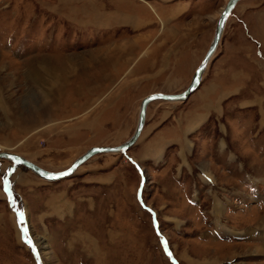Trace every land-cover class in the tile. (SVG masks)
<instances>
[{"label": "rangeland", "instance_id": "1", "mask_svg": "<svg viewBox=\"0 0 264 264\" xmlns=\"http://www.w3.org/2000/svg\"><path fill=\"white\" fill-rule=\"evenodd\" d=\"M227 2L0 0V152L57 173L95 146L124 144L144 96L191 82ZM129 16L127 36L146 43L123 69L94 50L124 38L125 24H104ZM173 50L184 77L136 71ZM205 69L217 109L186 136L197 90L150 103L132 147L63 180L2 159L0 264H264V0L237 3Z\"/></svg>", "mask_w": 264, "mask_h": 264}, {"label": "crops", "instance_id": "2", "mask_svg": "<svg viewBox=\"0 0 264 264\" xmlns=\"http://www.w3.org/2000/svg\"><path fill=\"white\" fill-rule=\"evenodd\" d=\"M115 14H118V12H115ZM99 16H103V15L97 14V17H99ZM116 16L119 17V15H116ZM119 22L121 24H125L126 27H127V32L125 34V37L124 38H121V39H117V40H115L112 43L109 42V44L107 43L108 45H105L102 48L98 49L97 51L96 50H94V51L97 52V54L99 55V57H101L100 59H102L103 61L106 60L107 63H110V59H111V61L113 63H115V61H120L121 62L120 63V66H122L123 69H124L125 67H127L131 63L132 60H134L136 58L137 53H139V51L143 47H145V43L146 42L138 43V42H136L138 40V39H136V37L135 38H131V37L127 36L128 35L127 34L128 32L131 33V31H133V30L136 29V25H135V22L136 21H135V19L132 16L123 17V20H121V21L119 20L117 23H114V24H111V23L108 22V23H106L104 25L105 26L108 25L111 28V27L117 26V24H119ZM146 24H148V23L145 22V20H144V23H143V25L141 27L146 28V26H144ZM104 25L101 24V25H99V27H104ZM142 35H144V33H142ZM142 35H141V37H144ZM133 40H135V41H133ZM153 43H155L154 44L155 47H156V43H159L158 45L161 46V47H163L164 46V39L163 40L162 39H156V40L153 41ZM178 46L179 45H177V47ZM94 51L93 50L92 51H87V53L88 54L89 53H95ZM111 51H112V55L110 56V54H108V53H110ZM147 53L148 52H146L145 55ZM215 53H216V51H215ZM174 54H175V58L171 62L170 61L171 56L174 55ZM181 58H182V55H179V52L178 51L177 52L174 51V50L171 51V52L169 51V54L168 55H164L161 51H157V52L153 53L152 56L150 55L149 60H148L149 61V66L148 67L147 66H145V67H142V66L140 67L139 66V68L136 71H138V72H144L142 68H146L147 70L153 71L151 73V76L150 77L157 78V77H163L164 76V79H167V80H169L170 78L175 79V77H184V75L187 74L188 71H187V73H185L184 70L181 71V68L183 67ZM198 65L193 70V74L191 76V79H192V77L194 75V72H195L196 68L198 67ZM164 71H166V73H164ZM171 71H173V74H171ZM203 72H205V71H203ZM223 74H225V71L220 72L217 76H222ZM189 83H188V85H189ZM188 85L180 93H182L188 87ZM206 85L207 86L205 88L204 87L205 86L204 80L201 79V84L196 89L198 91V93H197V95L194 94V96L197 97V99H194V101H196V100H199L200 101V103L198 104V106H196V104H195L194 110L201 109V112L195 113V115L194 114L191 115V117L187 120V124H186V127L184 128V130L180 129L178 131V133H179L180 136H186L187 134L193 132L194 130L200 129L209 120V118H210V113L209 112L210 111H213L214 112V110L217 109V107H215V106H214V108L212 107L214 105V100H212L210 98V96L215 95V92L216 91H214V90H215V88H217L216 87L217 84L213 82L211 84V86H209L210 84H206ZM167 92L168 91H165L164 94H167ZM155 93H159V92H155ZM180 93H176V94H180ZM77 94H80V92H77ZM149 95L150 94H148L146 96H149ZM146 96H144L143 98H145ZM190 96L187 98L188 100H189ZM221 97H223V96H221ZM221 97L218 100L219 101L218 102L219 104H221L225 100V98H221ZM172 102H175V101H172ZM210 103H211V106H210ZM216 105H217V102H216ZM179 107H181V106H179ZM172 117L174 118V116H172ZM176 124L177 125L181 124L180 126H182L184 123H182V122H176ZM143 133L144 132L141 133L139 139L141 138V136L143 135ZM177 141L181 143V142H184L185 140H184V138H182V140H179L178 139ZM95 147H106V146H95ZM79 158H77V159H79ZM77 159H75L74 162ZM29 160L32 161L31 159H29ZM0 161L2 162V160H0ZM72 164L70 166H68V168L71 167ZM18 181L21 182V183H23L24 182V178L23 177H20V178H18ZM40 181H43V180L41 179ZM44 183L46 184L45 181H44ZM49 183H51V182H49ZM5 194H7V193L5 192ZM1 195H2V193H1ZM3 198L4 199L6 198V200H7L8 199V196H5V197L3 196ZM7 201H9V199Z\"/></svg>", "mask_w": 264, "mask_h": 264}, {"label": "water", "instance_id": "3", "mask_svg": "<svg viewBox=\"0 0 264 264\" xmlns=\"http://www.w3.org/2000/svg\"><path fill=\"white\" fill-rule=\"evenodd\" d=\"M240 0H228L221 16L219 17L217 24H216V29L214 33V37L211 41L210 46L208 47L206 53L204 54L199 66L197 67L195 71V75L193 80L191 81L190 85L186 88L184 92L178 95H169V94H162V93H153L150 94L149 96L143 98L141 100L140 104V109H139V116H138V121L136 128L134 130V133L132 137L125 142L124 144H121L119 146L115 147H94L88 150L84 155H82L79 159H77L71 167L68 169L62 171V172H57V173H52L48 172L39 166L35 165L31 161L18 156L16 154L8 153V152H1L0 153V159H5L13 162L14 164H19L22 166L27 167L29 170H31L33 173H35L37 176L44 178L45 180L49 181H58L61 179H64L66 177L71 176L74 171L81 166L84 162H86L89 158H91L94 155L101 154V153H120L127 151L130 147H132L138 140L145 124V118H146V108L147 106L155 100H164V101H183L186 98H188L198 87L200 83V77L203 74V71L209 62V60L212 58L214 55L216 49L219 46L220 40L222 39V33L224 30L225 26V20L226 18L231 14L234 6L236 3Z\"/></svg>", "mask_w": 264, "mask_h": 264}, {"label": "bare ground", "instance_id": "4", "mask_svg": "<svg viewBox=\"0 0 264 264\" xmlns=\"http://www.w3.org/2000/svg\"><path fill=\"white\" fill-rule=\"evenodd\" d=\"M238 2H239V1H238ZM238 2H237V3H238ZM237 3H236V5H237ZM236 5H235V6H236ZM235 6H234V8H235ZM224 8H225V7H224ZM234 8H233V9H234ZM223 10H224V9H223ZM232 11H233V10H232ZM222 12H223V11H222ZM222 12H221V13H222ZM227 18H228V17H227ZM227 18H226V20H227ZM226 20H225V23H226ZM213 37H214V36H213ZM209 46H210V45H209ZM210 60H211V59H210ZM210 60H209V61H210ZM208 63H209V62H208ZM208 63H207V65H208ZM207 65H206V66H207ZM41 70H42V69H41ZM43 70H44V69H43ZM204 71H205V69H204ZM203 73H204V72H203ZM194 75H195V74H194ZM202 75H203V74H202ZM202 75H201V77H200V82H201V79H202ZM193 78H194V76H193ZM193 78H192V80H193ZM192 80H191V81H192ZM190 83H191V82H190ZM57 85H58V84H57ZM189 85H190V84H189ZM199 85H200V83H199ZM199 85H198V87H199ZM198 87H197V88H198ZM197 88H196V89H197ZM196 89H195V90H196ZM184 91H185V90H184ZM180 94H181V93H180ZM175 95H178V94H175ZM186 99H187V98H186ZM186 99H185V100H186ZM45 100H46V99H45ZM185 100H184V101H185ZM159 101H160V100H159ZM152 102H153V101H152ZM152 102H151V103H152ZM139 109H140V108H139ZM138 116H139V114H138ZM135 128H136V127H135ZM140 135H141V134H140ZM139 137H140V136H139ZM138 139H139V138H138ZM0 153H1V152H0ZM112 154H116V153H112ZM94 156H95V155H94ZM92 157H93V156H92ZM89 159H90V158H89ZM0 160H2V159H0ZM87 161H88V160H87ZM79 167H80V166H79ZM79 167H78V168H79ZM78 168H77V169H78ZM48 172H49V171H48ZM61 172H62V171H61ZM52 173H53V172H52ZM54 173H55V172H54ZM34 174H35V173H34ZM71 176H72V175H71ZM38 177H39V176H38ZM39 178H41V177H39ZM41 179L44 180V181H47V182H57V181H49V180H45L44 178H41ZM61 180H63V179H61ZM58 181H59V180H58ZM43 244H44V243H43ZM45 245H46V243H45ZM43 246H44V245H43ZM44 250H45V248H44Z\"/></svg>", "mask_w": 264, "mask_h": 264}, {"label": "snow or ice", "instance_id": "5", "mask_svg": "<svg viewBox=\"0 0 264 264\" xmlns=\"http://www.w3.org/2000/svg\"><path fill=\"white\" fill-rule=\"evenodd\" d=\"M24 231H25V234H26V229ZM25 242L28 243L29 246L31 245V242L30 241L26 240Z\"/></svg>", "mask_w": 264, "mask_h": 264}]
</instances>
